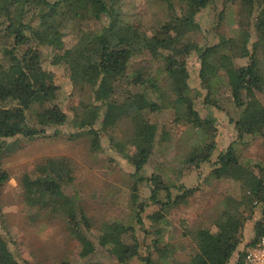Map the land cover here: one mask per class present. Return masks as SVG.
Wrapping results in <instances>:
<instances>
[{
    "label": "trees",
    "instance_id": "1",
    "mask_svg": "<svg viewBox=\"0 0 264 264\" xmlns=\"http://www.w3.org/2000/svg\"><path fill=\"white\" fill-rule=\"evenodd\" d=\"M80 1L1 0L0 163L10 150L7 140H33L50 132L57 136L58 128L66 124L67 116L57 102L59 87L43 66L42 52L48 50L47 60L52 67H64L66 71L72 63L82 62L84 83L100 103L94 107L98 119L97 128L91 127L90 147L99 151L104 136L110 139L123 135V141L114 148L133 168L129 213L121 221L96 226L75 195L65 193L74 181L71 161L51 157L45 160L31 189L23 193L31 221L59 211L78 243L80 258L101 249L114 259L113 264H127L133 258L143 264H228L243 241L248 221L254 224L246 248L254 247L264 236V166L244 159L235 149L236 141L213 157L215 122L196 109L197 92L192 93L190 87L187 61L192 54L197 55L199 88L206 92L203 104L216 107L213 98L223 93L236 110L229 122L240 141L264 139V107L256 112L249 107V93L264 97V0H228L237 6V25L248 39L238 45L235 38H229L204 48L196 43L201 32L196 17L216 0H88L98 7L97 12L74 23V8ZM156 2L164 4L165 12L151 10ZM223 19L221 12L217 25ZM69 33L76 38L68 47ZM221 44L227 45L228 52L218 55L214 72L219 74L217 78L209 74V59L218 54ZM237 59L245 63L237 64ZM163 111L168 117L160 121ZM119 119L136 122L122 131ZM178 126L195 130L201 147L185 156L172 182L178 180L182 170L199 169L208 163L212 170L202 181L203 188L223 180L234 181L239 188L238 197L226 195L222 199L217 232L199 228L190 233L192 255L184 261L177 260L170 240L159 241V236L166 233L164 229H144L142 256L134 226L143 224L142 214L151 205L158 207L147 216L151 227L167 224L164 212L168 207L187 204L190 197L203 190L199 184L191 188L170 184L162 170L142 174L162 135ZM8 180L9 175L0 169V193ZM143 186L149 203L140 200ZM147 239L150 241L145 243ZM237 257L236 264H243L244 251ZM0 264H20L1 235Z\"/></svg>",
    "mask_w": 264,
    "mask_h": 264
},
{
    "label": "rangeland",
    "instance_id": "2",
    "mask_svg": "<svg viewBox=\"0 0 264 264\" xmlns=\"http://www.w3.org/2000/svg\"><path fill=\"white\" fill-rule=\"evenodd\" d=\"M150 8L152 11L165 12V6L161 2L153 3ZM97 10L98 7L88 0L78 2L74 8L77 15L74 23L80 21L81 17L96 13ZM236 11L237 6L229 4L228 0H216L214 4L203 10L196 17L201 27V36H198L196 43L201 48L213 46L229 38H235L238 45L245 43L248 38L246 32L237 25ZM221 12L224 19L220 25H217L218 15ZM51 21L54 22V19ZM75 38L73 34H67L68 47L73 44ZM221 45L218 54L209 59V74L212 77L219 76L214 73L218 55L228 52L227 45ZM48 55V50H44L41 54L43 66L53 74L54 82L59 87L57 102L66 114L67 121L58 128L60 135L57 136L50 132L46 137L33 140L24 137L7 140L10 150L0 163V169L9 175V180L0 193V235L6 240L9 250L20 264H113L114 259L109 258L101 249L96 250L94 255L80 258L78 243L65 217L55 210L53 214L33 222L28 206L24 202L23 193L31 189V183L41 172L45 160L51 157H66L71 161L74 181L65 188V193L75 195L77 203L83 206L88 218L94 221L96 226H100L105 221H121L129 213L128 195L133 168L115 152L114 148L123 141V135H113L110 139L104 136L101 139V150L91 149L90 140L93 137L91 127L97 128L98 119L94 107L100 103L92 98L91 90L84 83L85 66L82 62L72 63L68 71L64 67H52L47 60ZM187 62L191 69L190 87L192 93L197 92L196 109L202 116L210 115L215 122L217 133L213 157L215 158L220 150L236 141L235 149L244 159L255 160L264 166V139L257 137L251 141H240L241 138L234 125L229 122L230 118L236 115L233 102L222 93L213 98L216 107L204 105L203 97L206 92L199 88L197 55L192 54ZM236 63L243 64L245 61L237 59ZM249 97L251 110L256 112L264 107L262 95L249 93ZM165 117H168V114L163 111L160 121ZM135 122L132 119H119L118 125L122 131H125L126 127L134 126ZM200 147V137L195 130L180 126L167 130L155 149L153 159L142 174L148 176L158 169L166 173V179L170 184H182L187 188L199 184L203 188L202 181L212 170L208 163H204L199 169L182 170L176 182L171 180L180 169L185 156L193 148L198 151ZM140 192V200L149 203L146 187H140ZM172 192L174 195L175 190ZM226 195L234 198L239 196L236 182L223 180L216 185L207 184L202 191L190 197L187 204L168 207L164 212L167 224H157L153 227L147 216L158 207L153 205L147 207L142 214L143 224L134 225L142 244L141 255L143 256L145 252L144 229H149L151 232L164 229L166 233L159 236V241L163 243L170 240L175 245L177 260H187L188 256L192 255L193 249L190 233L199 228H208L211 232H217L216 223L221 220L222 199ZM53 208L56 209L54 205ZM253 224V220L248 221L243 228L242 252H245L246 244L253 237L250 232ZM149 241L150 239H147L145 243ZM232 257L238 260L237 255L234 254ZM127 264L143 263L139 258H133Z\"/></svg>",
    "mask_w": 264,
    "mask_h": 264
},
{
    "label": "built area",
    "instance_id": "3",
    "mask_svg": "<svg viewBox=\"0 0 264 264\" xmlns=\"http://www.w3.org/2000/svg\"><path fill=\"white\" fill-rule=\"evenodd\" d=\"M243 264H264V236L244 252Z\"/></svg>",
    "mask_w": 264,
    "mask_h": 264
},
{
    "label": "crops",
    "instance_id": "4",
    "mask_svg": "<svg viewBox=\"0 0 264 264\" xmlns=\"http://www.w3.org/2000/svg\"><path fill=\"white\" fill-rule=\"evenodd\" d=\"M255 218H259V216L257 215ZM253 228V227H252ZM252 228H250V232H251V234L253 233L252 232ZM244 236V235H243ZM245 242V241H244ZM243 244V243H242ZM241 244V246L239 247L238 246V249H237V251L235 252V256L237 255L238 256V253L241 251V248L243 247V245ZM228 264H236V257H232V259H230V262L228 263Z\"/></svg>",
    "mask_w": 264,
    "mask_h": 264
}]
</instances>
